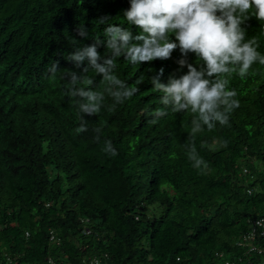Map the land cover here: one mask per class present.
<instances>
[{
	"label": "trees",
	"instance_id": "obj_1",
	"mask_svg": "<svg viewBox=\"0 0 264 264\" xmlns=\"http://www.w3.org/2000/svg\"><path fill=\"white\" fill-rule=\"evenodd\" d=\"M126 2L0 0V263L10 257L13 264H44L52 256L84 264L107 254L109 264H220L215 252L230 259L244 255L235 242L248 219L264 216V65L253 64L246 77L232 74L229 88L240 106L226 125L214 122L211 131L205 126L193 133L194 114H174L155 102L148 81L151 67L177 77L187 73L177 64L179 48L168 60L140 65L118 57L114 75L139 92L116 103L90 67L73 85L70 72L79 74L87 62L77 69L66 53L54 52L47 42L52 35L42 26L33 34L37 29L25 13L47 8L57 18L78 15L63 32L74 42L83 26L86 42L98 28L96 12L139 34L123 15L109 14L112 3ZM242 27L246 39L258 38L264 54V22L253 17ZM97 51L108 52L104 46ZM54 61L60 63L52 73ZM187 61L202 66L194 53ZM80 88L103 95L99 112L80 111L84 101L72 95ZM158 109L168 114L157 117ZM82 124L87 130L77 131ZM106 141L116 156L104 151ZM189 145L207 168L194 166ZM243 165L253 178L242 174ZM252 186L257 191L248 195ZM50 229L60 246L49 243ZM250 257L264 264V255Z\"/></svg>",
	"mask_w": 264,
	"mask_h": 264
},
{
	"label": "clouds",
	"instance_id": "obj_2",
	"mask_svg": "<svg viewBox=\"0 0 264 264\" xmlns=\"http://www.w3.org/2000/svg\"><path fill=\"white\" fill-rule=\"evenodd\" d=\"M112 8L109 14L120 13L132 29L140 31L139 34L133 36L125 25L109 23L108 16L100 17L101 13L96 12L94 17L97 18L98 28H95L94 37L90 35L93 39L86 42L82 40L89 36L85 28L80 26L77 28V38L80 39L71 42L63 31L66 30L68 22L69 25L71 22L78 23L76 20L81 19L78 15L57 18L55 13L51 14L47 8L43 14L36 9L32 12V8L25 13L29 18V26L37 29L33 34L38 33L42 26L52 35L48 37L50 39L47 42L53 47L54 52L57 49L66 53L77 69L87 62V66L83 67L79 74L76 71L70 72L69 78L73 85L82 79L81 74L87 73L90 67L108 83L116 103H122L139 92L138 87H128L114 75L118 57H123L134 65H140L154 60H168L172 52L179 48L181 59L177 64L180 68L187 67V73L177 77L175 73L170 75L159 68L153 71L151 67L148 81L152 88L153 100L163 104L166 109L170 108L174 114L180 112L194 114L191 121L193 133L203 131L205 126L211 131L215 127L214 122L226 125L231 112L240 106L239 100L235 99L237 92L229 88L232 74L246 77L253 64L256 63V67L264 65V54L258 51L260 47L258 38L253 36L246 39V27H242L253 17L264 22V0H130L125 6L114 7L112 3ZM99 24H107V27L100 31ZM101 46L108 50L106 54L98 53L97 49ZM189 53L195 54L198 63L202 61L201 67L197 68L188 63ZM59 63L54 61L49 64V72L55 73ZM87 83L92 85L94 81L89 78ZM72 95L84 101L80 103L82 113L92 115L100 111L104 99L101 93L80 88L74 89ZM167 114L164 109H158L155 113L157 117ZM178 121L183 122L179 119ZM86 130L83 124L77 129L79 132ZM99 131L100 129H97V132ZM217 143L220 147H226L227 142ZM188 147L189 159L194 161V166L207 168V163L198 157L195 147L192 145ZM104 151L111 156L118 154L111 141L105 142ZM241 172L249 178L254 177L244 165ZM255 191L256 186L246 189L248 195ZM258 220L264 222V216L248 219L245 231L235 242V246L242 249L244 255L230 259L226 258L223 252H215V257L221 260L220 264H224L225 261L236 264H260L250 256L264 255V246L258 242L259 238L264 237L256 230L253 241L245 240L254 229V222ZM84 232L90 234L88 229H84ZM25 236L28 237L27 232ZM48 241L55 246H60L62 242L52 229L48 232ZM251 247L255 249L251 250ZM107 258V254L101 257L94 256L84 264L96 261L98 264H109ZM49 261L68 264L52 256L46 257L44 264H50ZM0 264H13V259L6 257Z\"/></svg>",
	"mask_w": 264,
	"mask_h": 264
},
{
	"label": "built area",
	"instance_id": "obj_3",
	"mask_svg": "<svg viewBox=\"0 0 264 264\" xmlns=\"http://www.w3.org/2000/svg\"><path fill=\"white\" fill-rule=\"evenodd\" d=\"M256 230H259V233L262 237H264V222L263 220H258L254 222V229L252 230V232L250 234H248L245 238V240L247 241H253L255 239L256 236ZM254 247H251V250H254ZM50 264H59V263H53L51 261H49ZM92 264H98V262H93ZM224 264H236L234 262H230V261H225Z\"/></svg>",
	"mask_w": 264,
	"mask_h": 264
}]
</instances>
